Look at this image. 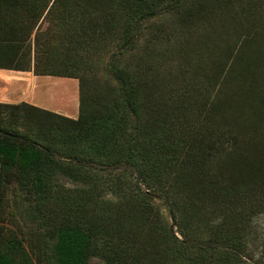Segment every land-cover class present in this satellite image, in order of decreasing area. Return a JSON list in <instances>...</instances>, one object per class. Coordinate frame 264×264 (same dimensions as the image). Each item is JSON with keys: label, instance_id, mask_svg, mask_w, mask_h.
<instances>
[{"label": "rangeland", "instance_id": "1", "mask_svg": "<svg viewBox=\"0 0 264 264\" xmlns=\"http://www.w3.org/2000/svg\"><path fill=\"white\" fill-rule=\"evenodd\" d=\"M123 1L51 0L39 23L41 31L50 29L47 39L60 46L56 51L53 44L50 56L60 59L64 72L83 80L94 98L95 113L102 111L103 101H120L118 85L109 74L111 63L127 71L139 89L150 90L140 97L141 124L155 120L158 131L177 139L181 161L187 153L200 154V160L197 165L167 168L157 183L149 179L155 186L146 226L132 213L136 203L109 191V174L98 166L89 170L93 179L54 178L57 195L47 201L26 196V189L13 181L0 198V227L6 237L16 235L22 242L5 251L14 264H56V231L69 223L104 233L93 239L95 253L88 264H119L121 254L127 262L133 253L135 263L138 256V264H160L168 253L163 229L171 228L181 238L183 217L192 226L197 222L204 227L221 224L230 214L231 224L243 235V259L264 264V197L228 207L205 197L196 183L203 177L208 186L215 181L217 188L236 187L264 178V0H184L171 12L142 22L137 32L119 12ZM53 3L54 11L44 19ZM134 33L133 48L122 50L123 34L129 38ZM81 40L80 48L69 49L70 43ZM30 77L27 72L0 71V97L12 96L18 102L23 92L8 85ZM40 83L36 100L74 114L79 109L77 79ZM0 112L9 119L8 110ZM14 113L18 129L27 136L38 138L68 125L60 118L64 116L50 112L22 107ZM135 181L145 190L130 173L127 182ZM125 241L133 242L132 247Z\"/></svg>", "mask_w": 264, "mask_h": 264}, {"label": "trees", "instance_id": "2", "mask_svg": "<svg viewBox=\"0 0 264 264\" xmlns=\"http://www.w3.org/2000/svg\"><path fill=\"white\" fill-rule=\"evenodd\" d=\"M50 1L0 0V70L77 79L78 117L76 120L60 117L61 120H66L68 125L49 129L50 135H41L40 140L39 137L27 136L20 132L16 124L19 117L14 113V110L22 107L33 110L35 108L24 103L0 104V111H9V119L0 116V198L5 187L15 181L23 190L26 189V196L37 201H47L50 196L57 195L54 192L57 188H54L51 182L54 178L61 175L71 180L81 179L82 176L93 179L90 169L98 166L101 171H107L109 174V191L128 202L136 203V209L132 213L146 226L149 218L147 213L153 197V184L149 179L154 181V178L157 183L161 177L167 175V168L197 165L200 154L186 152L187 155L182 157L181 161V152L178 151L180 142L177 139L166 135V130L158 131L160 124L155 120L141 124L140 97L143 92L148 94L150 90L139 89L133 81L134 77H129L127 71L119 70L115 63H111L109 74L118 85L120 101H103L102 111L93 112L95 101L89 96V90L85 89L83 80L64 72V64L59 62L60 59L50 56L49 48L53 44L58 45L56 51L61 50L57 41L51 43L50 39H47L50 29L41 31L39 24ZM183 1L124 0L119 5V12L124 14L126 22L132 23L137 32L142 22L153 19L160 13L171 12L172 8L180 7ZM54 4L48 9L44 19H49L54 11ZM73 27L80 28L77 25L76 28L75 25ZM86 30L80 31L83 33ZM54 34L58 36L56 32ZM123 39L125 45L122 50H130L134 46L136 33L129 38H125L123 34ZM82 43L83 40L79 43L72 42L69 49L72 46L73 49L80 48ZM64 50L65 47L62 51ZM129 172L141 180L145 190H142L136 181L127 182ZM196 183L205 197H210L211 201L224 202L228 207L243 205L244 201L251 200L254 196L264 197L263 177L243 181V185L236 187L227 184L217 188L215 181L208 186L203 177H198ZM253 208L255 211V207ZM229 216L231 215H226L221 224L206 223L204 227L197 222L192 226L183 217L180 220L181 238L176 237L171 228L163 231L161 229L163 238L166 237V255L170 257L167 258L163 254L160 264H248L243 259V235L239 233L241 230L238 227L231 224ZM200 219L195 216L193 220L199 222ZM0 223H3L1 216ZM103 234L97 233L90 225L83 228L68 223L58 227L54 248L56 264H88L90 256L95 253L93 239ZM21 242L16 235L6 237L0 227V264H14L4 247L21 245ZM125 242L130 243L129 246L132 247L133 242ZM133 257L130 254L126 262L124 254H121V258L116 261L119 264H138L139 257L135 259L136 263Z\"/></svg>", "mask_w": 264, "mask_h": 264}, {"label": "crops", "instance_id": "3", "mask_svg": "<svg viewBox=\"0 0 264 264\" xmlns=\"http://www.w3.org/2000/svg\"><path fill=\"white\" fill-rule=\"evenodd\" d=\"M4 71V70H0ZM28 75H30V78H26L24 82L21 81H13L9 83L8 89L10 90H19L22 91L24 95L20 96V100L18 102H15L12 96H5L0 97V103H9V104H21L24 103L30 107L35 108V110L40 111H46L50 112L52 114H57L60 116H64L69 119L75 120L78 117V110L76 108V113L74 114L70 109H61L59 107H50L49 105H45L44 103L40 102L39 100H36V93L39 89V86H41L40 81L43 79L52 80L58 79L59 77H51V76H34L33 73L27 72ZM79 88V86H78ZM79 91V90H78ZM79 93V92H78ZM38 99V98H37Z\"/></svg>", "mask_w": 264, "mask_h": 264}, {"label": "built area", "instance_id": "4", "mask_svg": "<svg viewBox=\"0 0 264 264\" xmlns=\"http://www.w3.org/2000/svg\"><path fill=\"white\" fill-rule=\"evenodd\" d=\"M0 171H1V166H0Z\"/></svg>", "mask_w": 264, "mask_h": 264}]
</instances>
